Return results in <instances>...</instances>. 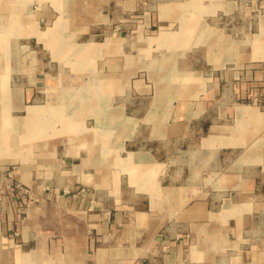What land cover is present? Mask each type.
Here are the masks:
<instances>
[{"label":"crops","instance_id":"obj_1","mask_svg":"<svg viewBox=\"0 0 264 264\" xmlns=\"http://www.w3.org/2000/svg\"><path fill=\"white\" fill-rule=\"evenodd\" d=\"M260 98L264 0H0V264H264Z\"/></svg>","mask_w":264,"mask_h":264},{"label":"built area","instance_id":"obj_2","mask_svg":"<svg viewBox=\"0 0 264 264\" xmlns=\"http://www.w3.org/2000/svg\"><path fill=\"white\" fill-rule=\"evenodd\" d=\"M258 102H262V103H264V99H259L258 100ZM12 188V189H11ZM11 188H9L10 190H19V191H21L22 193H24V194H28L29 193V189L27 188V187H22V186H20V185H16L15 187H11Z\"/></svg>","mask_w":264,"mask_h":264},{"label":"rangeland","instance_id":"obj_3","mask_svg":"<svg viewBox=\"0 0 264 264\" xmlns=\"http://www.w3.org/2000/svg\"><path fill=\"white\" fill-rule=\"evenodd\" d=\"M161 152L165 155H168L169 154V146L168 145H165L161 148Z\"/></svg>","mask_w":264,"mask_h":264}]
</instances>
